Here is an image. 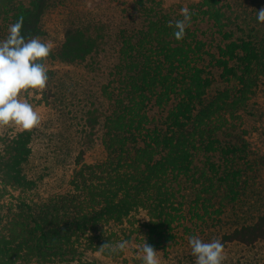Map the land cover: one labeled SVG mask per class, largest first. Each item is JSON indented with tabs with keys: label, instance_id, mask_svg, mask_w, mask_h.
<instances>
[{
	"label": "trees",
	"instance_id": "1",
	"mask_svg": "<svg viewBox=\"0 0 264 264\" xmlns=\"http://www.w3.org/2000/svg\"><path fill=\"white\" fill-rule=\"evenodd\" d=\"M253 1L200 0L199 8L220 37L216 45L211 44L209 35L199 36L193 26L187 27L184 38L177 41L173 32L179 19L154 9L148 10L142 26L116 38L118 57L112 79L84 115L81 151L70 180L73 191L38 197L32 206L14 213L3 228L7 251L13 249L10 245L32 240L46 245L50 241V249H62L51 247V241L58 240L62 232L80 229L105 215L120 222L138 206L150 215L142 233L146 244L153 248L174 239L173 224L187 229L189 217L200 227L221 222L222 205L229 195L239 196L245 171L238 166L244 160L237 158L242 150L230 143L222 145L220 138L228 124L224 116L217 115L225 109L234 111L264 77V23L256 20L264 0ZM53 3L54 0H0L3 23L8 29L22 16L23 34L28 38L43 37V16ZM222 5L234 8H230L231 14ZM252 5L257 10L255 14L248 13ZM239 8L251 17L243 18ZM110 36L104 23L68 28L55 55L65 64H81L101 57ZM214 68L221 72L222 81H238L240 89L234 95L222 91L216 100L209 101ZM98 143L103 148L104 161L88 163L89 150ZM217 152H222L219 157L223 163L218 167L209 156ZM200 154L207 157L213 175L201 173L203 182L193 194L195 199L187 204V197L182 195L183 201L177 202L178 195L167 188L166 179L170 173H177L176 178H189ZM28 160L27 141L21 136L6 171L18 191L35 198L41 186L28 178ZM263 241L264 214L221 237L223 246L255 247Z\"/></svg>",
	"mask_w": 264,
	"mask_h": 264
},
{
	"label": "rangeland",
	"instance_id": "2",
	"mask_svg": "<svg viewBox=\"0 0 264 264\" xmlns=\"http://www.w3.org/2000/svg\"><path fill=\"white\" fill-rule=\"evenodd\" d=\"M199 3L200 0H54L51 7L49 6L42 21L45 35L40 37L52 49L44 61L49 79L44 90H30V94H24L33 108L40 113V125L28 131L15 125L0 128V264H141L142 253L139 249L146 243L145 233H142L143 225L150 220L148 211L141 206L134 207L120 222L105 215L80 229L73 228L67 233L62 232L58 235V240L51 241V247L62 246V249H50V241L46 245L41 240H32L24 244L10 245L13 249L7 251L8 248H4L3 243V228L14 213L27 205L32 206L38 197L45 199L54 193L73 191L70 180L76 158L81 151L84 115L92 103L100 98L103 86L108 85L112 79V70L118 57L115 56L118 54L116 38L119 40L122 32L142 26L150 9L165 10L171 13L172 18L180 20L183 19L180 9L188 7L193 13L190 26H193L194 31L199 36L209 35L211 44H218L220 37L215 34L216 29L212 22L203 15ZM222 6L228 14L234 9ZM253 7L254 5L250 8L255 11L248 8V13L255 14L257 10ZM239 9L244 12L243 18L251 17L250 14L246 15L244 8ZM100 23L108 26L111 35L107 50L102 52L101 57L89 58L77 65L65 64L56 57L55 52L63 43L68 28L78 25L90 27ZM234 28L237 30V25ZM7 34L8 29L0 12V39ZM220 73L213 69L214 82L209 101L216 100L222 91L234 95L236 89H240L237 80L222 81ZM254 89V93L234 111L225 109L222 114L217 115L224 116L228 124L225 134L220 138L222 145L227 146L226 143H230L242 150L237 153V158L244 159L238 162V166L245 171L240 179L239 196L229 195L231 197L222 205L224 214L221 222L214 226L200 227L196 221H191V217L188 218L190 223H186L188 230L179 223L173 224L171 232L174 239L163 243L161 247L153 248L158 252L160 264H195L188 244L190 237L196 236L204 242L216 239L221 241L225 233L251 224L264 214V77ZM21 136L27 141L29 150V160L25 164L27 176L41 186L39 196L35 198L18 191L6 171L15 142ZM220 154L222 152L209 154L217 167L223 164L220 162ZM104 158L103 148L98 143L89 150L87 162H103ZM206 158L204 154L196 157L189 178H176L177 173H170L169 179L167 177L166 186L170 191L175 190L178 195L175 199L177 202L183 201L181 196L185 195L189 204L195 199L193 194L203 182L201 173L213 175ZM194 180H199V183ZM98 190L101 192L100 187ZM120 241H128L125 252L112 251ZM106 243L109 247H102ZM263 260L264 241L255 247L237 244L224 246L223 264H261Z\"/></svg>",
	"mask_w": 264,
	"mask_h": 264
},
{
	"label": "clouds",
	"instance_id": "3",
	"mask_svg": "<svg viewBox=\"0 0 264 264\" xmlns=\"http://www.w3.org/2000/svg\"><path fill=\"white\" fill-rule=\"evenodd\" d=\"M183 19L176 20L173 36L181 41L186 28L191 25L193 13L182 7ZM257 23H264V8L257 11ZM24 18L19 17L8 28V34L0 39V128L10 125L28 131L40 125L41 115L24 97L30 90L42 91L49 79L44 61L51 53V45L38 37L23 34ZM172 27V22H169ZM195 264H223L224 246L219 239L204 242L193 236L188 239ZM128 241H120L112 251L125 252ZM102 247H109L106 243ZM141 264H160L158 252L145 242L139 249Z\"/></svg>",
	"mask_w": 264,
	"mask_h": 264
}]
</instances>
